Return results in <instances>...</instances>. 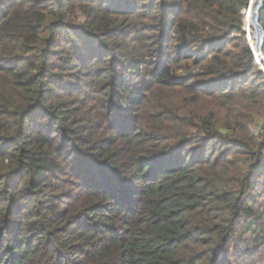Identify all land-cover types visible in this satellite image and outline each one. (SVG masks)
<instances>
[{
	"label": "trees",
	"instance_id": "obj_1",
	"mask_svg": "<svg viewBox=\"0 0 264 264\" xmlns=\"http://www.w3.org/2000/svg\"><path fill=\"white\" fill-rule=\"evenodd\" d=\"M248 3L0 0V264H264Z\"/></svg>",
	"mask_w": 264,
	"mask_h": 264
},
{
	"label": "water",
	"instance_id": "obj_2",
	"mask_svg": "<svg viewBox=\"0 0 264 264\" xmlns=\"http://www.w3.org/2000/svg\"><path fill=\"white\" fill-rule=\"evenodd\" d=\"M250 3V2H249ZM249 3H248V6H249ZM262 7V0H259V5H258V7H257V14H256V18H255V25L258 27V29L260 30V37H261V40H260V43H259V45H258V52L256 53L255 51H253L254 52V54H255V56L258 58V56H261V59H262V61H263V63H264V54L262 53V51H261V48H262V44H263V39H264V32H263V29L261 28V26L259 25V23H258V20H259V18H258V12H259V10H260V8ZM244 11L245 10H243L242 11V15H243V13H244ZM242 23H243V21H242ZM244 29V28H243ZM245 31V30H244ZM248 44L251 46V44L249 43V41H248ZM258 64V66H259V68H260V70L264 73V64L262 65V63H257Z\"/></svg>",
	"mask_w": 264,
	"mask_h": 264
},
{
	"label": "rangeland",
	"instance_id": "obj_3",
	"mask_svg": "<svg viewBox=\"0 0 264 264\" xmlns=\"http://www.w3.org/2000/svg\"><path fill=\"white\" fill-rule=\"evenodd\" d=\"M255 1L256 0H250L249 6H250V4L255 5ZM249 6H248V10H249ZM247 11L245 12V17L243 18V23H244V20H246V25L248 26L250 24L252 26V28L255 29L254 32H253V30H251V29L250 30L253 33L251 37H253V39L256 42L257 41L258 30L255 28V21L254 22L252 21L253 20L252 17L251 18L248 17ZM255 12H256V10H255ZM254 16H255V14H254ZM249 21H251V23ZM249 43H250V41H249ZM258 180H259V183H258L259 184V186H258L259 189H264V177H260ZM261 198H262L261 202H263V200H264V191L262 192Z\"/></svg>",
	"mask_w": 264,
	"mask_h": 264
},
{
	"label": "bare ground",
	"instance_id": "obj_4",
	"mask_svg": "<svg viewBox=\"0 0 264 264\" xmlns=\"http://www.w3.org/2000/svg\"><path fill=\"white\" fill-rule=\"evenodd\" d=\"M259 5V0H256L255 1V10H256V14H257V7ZM256 14L255 16L253 17V22L255 21V18H256ZM255 28L258 30V35H257V41H256V47L252 46L253 47V50L257 53L258 52V45L260 43V40H261V37H260V30L258 29V27L255 25ZM246 32V31H245Z\"/></svg>",
	"mask_w": 264,
	"mask_h": 264
},
{
	"label": "built area",
	"instance_id": "obj_5",
	"mask_svg": "<svg viewBox=\"0 0 264 264\" xmlns=\"http://www.w3.org/2000/svg\"><path fill=\"white\" fill-rule=\"evenodd\" d=\"M249 2H250V0H249ZM248 7V6H247ZM244 30V29H243ZM247 34V33H246ZM249 41V39H248V36H247V42ZM249 45V44H248ZM250 46V45H249ZM251 47V49H252V51H254L253 50V47L252 46H250ZM253 54H254V52H253ZM254 56H255V54H254ZM256 57V56H255ZM256 59H257V63H262V65L264 64L263 63V61H262V59H261V56H258V58L256 57Z\"/></svg>",
	"mask_w": 264,
	"mask_h": 264
}]
</instances>
